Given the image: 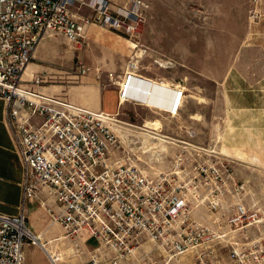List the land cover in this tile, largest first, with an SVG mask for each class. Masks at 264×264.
Instances as JSON below:
<instances>
[{
  "label": "built area",
  "instance_id": "built-area-1",
  "mask_svg": "<svg viewBox=\"0 0 264 264\" xmlns=\"http://www.w3.org/2000/svg\"><path fill=\"white\" fill-rule=\"evenodd\" d=\"M261 1L250 0L252 21L262 17ZM75 5L0 0V101L23 167L19 212L0 213V264H24L25 244L40 245L27 226L34 201L70 241H97L86 264H179L189 254L192 264H264V210L248 200L254 194L232 161L187 141L168 170H155L121 151L114 116L38 91L48 82L43 75L25 81L45 38L82 44L91 26L129 34L145 20L141 0H95L94 14L80 20ZM128 69L137 70L132 59ZM109 80L117 83L114 74Z\"/></svg>",
  "mask_w": 264,
  "mask_h": 264
},
{
  "label": "rangeland",
  "instance_id": "rangeland-1",
  "mask_svg": "<svg viewBox=\"0 0 264 264\" xmlns=\"http://www.w3.org/2000/svg\"><path fill=\"white\" fill-rule=\"evenodd\" d=\"M141 1L145 20L132 33L96 25L82 44L70 45L62 36L47 37L59 43L61 53L39 62L52 69L46 72L48 82L43 86H62L67 92L72 86L95 83L118 89L120 95L119 82L127 72L139 76L126 66L130 59L140 74L165 77L158 81L139 76L158 88L165 84L163 101L152 98L144 106L139 100L141 106L123 105L117 112L118 120L128 124L121 125L128 129L127 136L118 134L121 151L130 152L138 163L151 161L152 168L166 171L181 142L211 148L232 161L238 179L247 181L254 194L248 200L255 199L264 210V35L259 34L258 47H251L249 40L248 46L235 44L241 29L247 28L249 38L250 24L264 22V0L257 5L262 17L256 21L250 18L255 6L250 0ZM78 7L73 10L78 12ZM85 10L81 14L93 13L91 7ZM114 38L125 44L128 55L111 53ZM110 73L117 78L116 86ZM180 91L184 93L178 104ZM176 108L180 113L173 117ZM191 131L194 137L189 139ZM144 143L150 152H142ZM77 241L80 248V239L72 242ZM87 246L92 248L94 241ZM145 246L153 248L151 243ZM192 260L189 254L179 264Z\"/></svg>",
  "mask_w": 264,
  "mask_h": 264
},
{
  "label": "crops",
  "instance_id": "crops-1",
  "mask_svg": "<svg viewBox=\"0 0 264 264\" xmlns=\"http://www.w3.org/2000/svg\"><path fill=\"white\" fill-rule=\"evenodd\" d=\"M83 1L85 2V0H76V5H80V7H78V12L72 9V14L77 20L86 17L85 15L81 14V10L84 11L87 7L92 8L95 4V0H87V6H85L82 5ZM245 1L246 0H243L244 3ZM243 8L245 10V7ZM92 14H94V11ZM244 21L246 22V19ZM94 26L88 28L87 37L88 35H90V29H93V31L91 32V35H93L92 33H94V30H96V28L94 29ZM249 31L250 34L248 38L247 28L244 27V29H241L240 34H237L235 44L240 46H248L250 45L248 43L249 40V42H252L251 47H258L262 45V43L260 44L259 42V34L264 35V22L254 24L251 23L249 26ZM103 35L106 39H108V35ZM113 41L114 48L111 49V53L113 55H128L124 43L118 41V39L115 38L113 39ZM56 44L59 45V43L51 38H45L40 43L35 52L34 61L27 68L29 74L43 75L44 77L47 76L45 75L46 72L48 73V71H51L52 69L41 65L39 62L48 61L55 56H60L61 51L57 49ZM127 65H129V62L126 64V66ZM135 71H137L136 73L139 74V76H142L146 79L159 81L165 78L160 76H151L149 74H140L139 69ZM24 79L25 81H30V79ZM144 82V80H135V84H137V90L135 92L136 94L141 96H148L151 87L150 90L146 92H144L143 90L141 91L140 87H138ZM35 88L47 95L65 97L71 103L85 107L92 111H103L109 114H118L117 112L123 105V107L127 108L130 105L141 106L140 102L133 101L134 99H136L133 98L135 94L131 96L133 100H129V102L126 103H121L120 105L118 89H106L101 85L95 83H82L79 86H72L67 92H65L66 90L62 86L55 85L46 87L42 85L41 87ZM49 90L51 91V93L48 92ZM65 94H68L69 97ZM4 112V105L0 101V213L7 215H16L19 212V207L22 203L23 198V192L21 188L23 167L20 156L18 155L14 147V142L11 134L6 124L4 123ZM36 203L38 205H36ZM26 217L27 226L34 233L35 239L40 241V245H32L29 243L25 244L24 264H86L90 260L92 251H94V249L98 246L97 241H95L93 238L85 237L83 239V244L79 248L81 250V253L76 254L77 251L70 240L68 239V241L64 239L65 230L63 229V227L57 224H53L50 221V217L46 213V210L39 204L38 201L28 203L26 208ZM90 241H94V246L92 248H89L87 246ZM53 254H61L62 257L59 261H56V263H54L51 259Z\"/></svg>",
  "mask_w": 264,
  "mask_h": 264
},
{
  "label": "bare ground",
  "instance_id": "bare-ground-1",
  "mask_svg": "<svg viewBox=\"0 0 264 264\" xmlns=\"http://www.w3.org/2000/svg\"><path fill=\"white\" fill-rule=\"evenodd\" d=\"M69 43V42H68ZM71 44V43H70ZM34 76L35 75H33V74H29L28 73V71H27V69H26V71H25V74H24V78H26V79H30V81H31V79H33L34 78ZM129 76H131V78H129ZM136 78V79H135ZM135 80H144L145 82L144 83H151L152 84V86H151V90H150V92H149V94H148V96H140V95H137V96H135L134 95V93H136L135 91L137 90V84H133L134 82H135ZM119 86H120V89H121V91H120V95H119V98H122L121 100V103L124 101V100H128L129 101V99L130 98H132L131 96H133V98H136V99H138V102H139V100L143 103V105L144 106H146V105H148V103L151 101V99L152 98H156V100H160V101H163V98H164V95H165V92H166V90H167V87L165 86V84H163L161 87H157L156 85H155V82L154 81H148V80H146V79H143V78H140L138 75H136L135 73H133V72H127V74H126V76H125V78L123 79V81L122 82H119ZM139 87V86H138ZM124 94V95H123ZM123 95V96H122ZM125 97V98H124ZM65 98V97H64ZM132 98V99H133ZM135 101V100H134ZM109 114V113H108ZM110 116H114L115 117V120H117L116 122L117 123H119L120 125L119 126H121L122 124H124V125H126V126H128V124L127 123H123L121 120H118V117H119V114H109ZM119 126H116L115 127V130H116V132L121 136V137H125V136H127V134H128V129L127 128H125V127H123V126H121V127H119ZM124 131V132H123ZM125 135V136H124ZM141 150H142V152L143 153H147V152H150V150L149 149H147V147H146V144L144 143L143 144V146L141 147ZM64 239L65 240H68L67 238H65L64 237ZM36 240V239H35ZM69 241V240H68ZM38 242V241H37ZM71 243H72V245L74 246V248L76 249V254H78V253H81V250L79 249V241H77V242H72V241H70ZM81 244H83V240H81V242H80ZM79 249V250H78ZM62 256H61V254H53L52 255V258L53 259H55L56 261H59L60 260V258H61Z\"/></svg>",
  "mask_w": 264,
  "mask_h": 264
},
{
  "label": "water",
  "instance_id": "water-1",
  "mask_svg": "<svg viewBox=\"0 0 264 264\" xmlns=\"http://www.w3.org/2000/svg\"><path fill=\"white\" fill-rule=\"evenodd\" d=\"M140 90L146 92L150 90L151 84L149 83H142L141 85H139Z\"/></svg>",
  "mask_w": 264,
  "mask_h": 264
}]
</instances>
